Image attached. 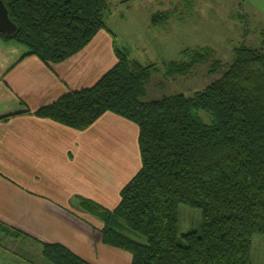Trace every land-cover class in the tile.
<instances>
[{"label": "trees", "instance_id": "1", "mask_svg": "<svg viewBox=\"0 0 264 264\" xmlns=\"http://www.w3.org/2000/svg\"><path fill=\"white\" fill-rule=\"evenodd\" d=\"M4 2L18 31L0 36L46 64L74 56L107 28L108 0ZM163 16H153V28ZM115 53L116 65L94 86L37 111L78 130L107 112L139 126L142 168L117 208L81 201L104 224L103 243L130 253L131 264H255L254 238L264 235V46L236 47L222 76L192 96L149 102L155 66ZM203 60L172 61L166 74H187ZM182 206L201 212L198 227L181 231ZM43 253L51 264H93L59 243L44 244Z\"/></svg>", "mask_w": 264, "mask_h": 264}, {"label": "crops", "instance_id": "2", "mask_svg": "<svg viewBox=\"0 0 264 264\" xmlns=\"http://www.w3.org/2000/svg\"><path fill=\"white\" fill-rule=\"evenodd\" d=\"M151 2L142 0L140 12ZM236 4L243 9L246 0ZM160 6L148 11L149 28ZM245 14H236L238 28L247 26ZM115 47L107 24L74 56L46 64L0 36V264H51L46 243L63 244L93 264H131L130 253L103 243L104 224L81 201L117 208L142 168L139 126L112 112L85 130L37 115L68 91L94 86L116 65Z\"/></svg>", "mask_w": 264, "mask_h": 264}, {"label": "rangeland", "instance_id": "3", "mask_svg": "<svg viewBox=\"0 0 264 264\" xmlns=\"http://www.w3.org/2000/svg\"><path fill=\"white\" fill-rule=\"evenodd\" d=\"M152 1L150 5L146 4L148 11L153 7L156 10L160 4V13L169 15L163 16L154 28L147 26L148 11L140 12L142 0L126 4H121L122 0H108L110 7L106 16L119 49L130 58L155 66L146 86L144 101L179 94L192 96L222 76L234 59L236 47L242 44L254 48L264 46V0H246L243 9L237 7L238 0H219V5L211 0ZM244 10L247 16L242 19L247 21L246 30L243 25V28L235 26V22L240 23L236 14ZM199 58L204 60L190 65L187 74L167 76V67L172 61L179 64ZM218 64L211 72L210 69ZM202 116L208 122L207 116ZM200 221L199 210L181 207V231L198 227ZM253 260L255 264H264V235L254 238Z\"/></svg>", "mask_w": 264, "mask_h": 264}, {"label": "water", "instance_id": "4", "mask_svg": "<svg viewBox=\"0 0 264 264\" xmlns=\"http://www.w3.org/2000/svg\"><path fill=\"white\" fill-rule=\"evenodd\" d=\"M17 31L18 26L12 20L7 5L4 0H0V32L12 36Z\"/></svg>", "mask_w": 264, "mask_h": 264}]
</instances>
